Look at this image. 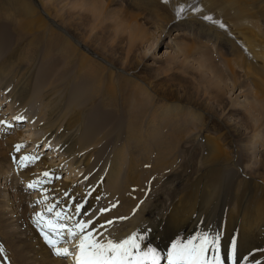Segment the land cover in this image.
Returning <instances> with one entry per match:
<instances>
[{"label":"bare ground","instance_id":"obj_1","mask_svg":"<svg viewBox=\"0 0 264 264\" xmlns=\"http://www.w3.org/2000/svg\"><path fill=\"white\" fill-rule=\"evenodd\" d=\"M116 1L104 0L107 7ZM118 1L136 12H130L125 30L137 37L146 26L154 39L173 35L176 55L165 51L164 58L195 61L192 69L207 72L220 89L238 88L239 96L224 102L226 90L212 107L187 105L177 97L166 99L136 76L125 82L133 86L127 93L117 84L128 73L115 74L114 81L101 55L55 23L57 9L68 5L64 1L0 0V96L11 114L8 120L0 117V260L97 264L117 253L127 264L187 257L197 264H264V0ZM36 27L42 34L35 33ZM56 48L75 54L77 65H63L52 87L38 90L30 67L20 63L31 64L41 53L48 59ZM24 50L29 57L22 60L17 53ZM14 62L18 69L8 70ZM157 63L153 59L149 65ZM35 98L37 114L26 111ZM99 100L117 108L113 112L121 119L101 152L93 147L84 119ZM19 118L23 131L13 128ZM103 119L108 122L109 115ZM25 142L32 147L44 142L45 149L52 145L62 158L59 165L68 174H80V181L85 178L83 189L72 191L69 183L56 182L58 173L52 174L45 160L20 152ZM178 152L185 159L178 161ZM102 153L105 159H97ZM151 176V191L135 190L137 182L143 187ZM19 180L23 184L17 186ZM156 181L165 191L154 189ZM54 189L58 193L48 195ZM33 190L44 204L41 214L53 216L51 223L39 221ZM121 195L127 196L122 205L110 212L100 209ZM139 202L145 203L133 209ZM45 225L56 228L52 235ZM111 226H117L115 232ZM59 231L78 238L57 247ZM199 232L201 240L211 236V242L195 240ZM75 248L76 254L68 252Z\"/></svg>","mask_w":264,"mask_h":264},{"label":"rangeland","instance_id":"obj_2","mask_svg":"<svg viewBox=\"0 0 264 264\" xmlns=\"http://www.w3.org/2000/svg\"><path fill=\"white\" fill-rule=\"evenodd\" d=\"M61 1V0H60ZM66 4V7L61 6L57 9L56 16L54 17L55 23L60 24L65 30H72L75 34H78L77 39H81L84 44H89L90 48L98 55H101L102 58L108 64V67L111 72V77L115 81L116 77L115 74L117 73H128L127 76L122 77L120 82L117 85L124 86L125 91L127 93H131L133 90L132 85H125V82L131 79V76H136L147 84L152 83L155 85L159 90H161L166 99H173L177 97L184 101L187 105H195L199 104L200 106L204 107H212L218 101H221L219 95H222V91H226L222 100L224 102L230 101L235 99L239 96V90L233 89L229 91V89H220L219 85L216 87L211 80V75L207 72L205 73H198L194 69L196 68L195 61H190L188 63H180L181 57H178L176 61L169 60L168 58H164L163 55L166 52H170L171 56H175L176 54L171 51V42H173V35L162 36L159 38H155V34L153 31L148 27L144 26L140 36L134 37V35L129 31L125 30V21L130 16V12L136 13L135 10L127 8L124 4H120L117 0V3L112 4L110 7H107L104 0H62ZM93 2H97L98 4L95 5ZM261 23L260 21L258 24ZM263 24V23H262ZM261 26V24L259 25ZM264 28V25L261 26ZM260 27V28H261ZM36 34H42V29L37 28L35 29ZM143 38L147 39L145 43ZM15 40V38L10 39V41ZM173 45V44H171ZM17 54H21L20 59L24 60V58L29 57V51H20ZM83 54V53H82ZM173 54V55H172ZM2 58L5 57V54L1 55ZM215 61V56L213 57ZM158 60V63L155 67H150L149 64H152V61ZM4 60H0V64ZM220 61L216 58V64L219 65ZM67 63L71 65H77V57L75 54H71L65 50L60 48H56L51 57L48 59H44L42 53L40 57L36 59L31 64H27L25 61L20 63V65L30 67L28 70L30 75L31 82L43 91H46L48 88L52 87L53 81L57 80L59 76L63 73L64 67ZM15 64L12 68L9 66L10 69L8 70H17L19 63L14 62ZM18 65V66H17ZM194 69H192V68ZM220 67V66H219ZM221 69V68H220ZM224 75L227 76L226 78L229 80V76L227 71H224ZM226 78L223 80L226 81ZM225 85L228 84V81L223 82ZM221 84V83H220ZM227 95V96H226ZM241 97V96H240ZM239 97V100H244V97ZM3 96H0V117L6 118L8 120L11 116L10 111L8 109V103L6 106H3ZM5 98V96H4ZM55 98L60 100V106L62 107V113L66 114L67 106H64L63 101L61 100V96L58 94L55 95ZM124 98H127L126 96ZM38 99L35 98L34 102L27 108V112H31L37 114L40 110L39 103H37ZM117 108H109L105 107L102 100H99L93 104L91 108H89L85 113V124L90 129L92 134V142L93 147L101 152V149L108 146L113 136L114 127L117 122H120L121 119H117L118 115L117 112H113ZM9 113L7 116L6 114ZM25 114V113H24ZM109 115V121L106 122L103 119V115ZM113 117V118H112ZM24 120V119H23ZM19 125L13 127L18 128L23 131V127L25 123H22V119H18ZM15 122V123H17ZM58 123H56L57 125ZM14 125V124H13ZM12 125V126H13ZM22 126V127H21ZM3 125L0 126V129ZM117 127V126H116ZM29 128V127H28ZM4 129V128H2ZM13 129L10 128V132ZM1 133V131H0ZM210 135L213 133L209 132ZM264 135V131H263ZM23 146V147H22ZM22 149L20 152H26L27 154H31L32 156L38 157V159L45 160L47 162V166L50 167L49 171L52 174H57V178L54 180L56 182L64 181L65 183H69V186H72V191L77 189H83L86 185L85 178L79 180L80 174L76 176V174L71 173L68 174L69 170L62 164L59 165L61 162V156H57V153L53 151L55 148L51 145L47 149L44 147V142L37 143L32 147V143L25 142L21 145ZM32 149V150H31ZM35 149V150H33ZM110 151V150H109ZM17 153V152H16ZM30 155V156H31ZM104 157L102 158V156ZM180 155V156H179ZM102 160L105 159V153L98 154L97 159ZM61 158V159H60ZM180 158L185 159L182 152L179 154L178 152V161ZM11 159V156H10ZM15 158H12L11 164H15L13 162ZM101 160V161H102ZM100 161V162H101ZM15 169V165H13ZM13 169V168H12ZM52 169V170H51ZM36 172V170H35ZM95 173V170L92 171ZM38 177V175H35ZM153 176L146 179L144 186L141 187L138 182L135 188L136 191L139 193L145 192L146 190L151 191L154 181ZM53 180V181H54ZM72 180V181H71ZM79 180V181H78ZM70 181L72 183H70ZM162 181L157 182L154 186V189L165 191V187L161 186ZM17 186L23 184V180H19V182L15 183ZM51 186V184H47ZM2 187V184L0 185ZM23 187V186H22ZM45 187V186H44ZM52 187V186H51ZM24 190L27 191L26 185L23 187ZM43 189H47L43 188ZM81 189V190H82ZM80 190V191H81ZM134 190V191H135ZM168 192V191H167ZM166 192V193H167ZM52 193H58V191L49 190L48 195ZM72 193V192H71ZM165 193V197H166ZM34 197L31 199L33 204L32 208L35 210L36 215H40L42 212V205H44L41 201L39 203L40 195L36 190L32 191ZM78 194V193H75ZM30 195V197H31ZM38 195V196H37ZM148 194L146 195V197ZM85 198V196H84ZM127 198L126 195H121L120 197H112L110 202L107 203V206L100 209H108L110 212L113 205L120 206L123 204L124 200ZM86 199V198H85ZM146 199V198H145ZM41 200V199H40ZM27 203V202H26ZM145 202H139L133 209H138V206L141 204L143 205ZM78 207L74 208L77 209ZM98 209V210H100ZM39 210V211H38ZM96 214V209H95ZM30 211L28 212V214ZM45 213V214H44ZM40 216V222L42 223L44 220L46 222L51 223V219L53 216L50 215V212H44ZM133 214H131V217ZM45 218V219H44ZM51 218V219H50ZM24 219V218H22ZM22 223V220H20ZM92 221V220H91ZM112 220L108 221L109 223ZM54 223H58V221H54ZM106 223V222H105ZM117 226H111L109 230H113L115 232V228ZM53 229V227H51ZM56 230V228H54ZM58 229V228H57ZM62 229V226L59 227ZM54 230V231H55ZM53 232V231H52ZM52 232L50 235H52ZM60 232V231H59ZM110 232V231H109ZM112 233V232H111ZM64 234V235H63ZM202 233L199 232L197 235L192 236L195 240H200L204 243L211 242V236L208 237L205 241L201 240ZM60 240L59 243H56L55 246L60 247L63 242H71L76 240L78 237H73L69 239L67 236L66 231L60 232ZM102 236V235H100ZM143 238L140 234L138 239ZM70 240V241H69ZM74 245V244H73ZM63 246V245H62ZM75 249H70L68 252L73 253ZM73 254H76L74 252Z\"/></svg>","mask_w":264,"mask_h":264}]
</instances>
